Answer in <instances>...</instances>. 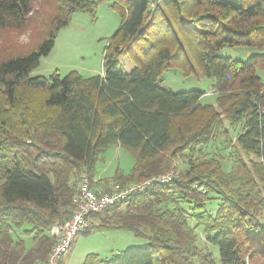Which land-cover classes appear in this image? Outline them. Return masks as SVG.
<instances>
[{
	"label": "trees",
	"instance_id": "obj_1",
	"mask_svg": "<svg viewBox=\"0 0 264 264\" xmlns=\"http://www.w3.org/2000/svg\"><path fill=\"white\" fill-rule=\"evenodd\" d=\"M100 2L0 0V264L46 263L49 231L73 214L85 177L110 193L170 171L169 183L93 215L84 233L117 227L147 240L98 264H212L197 226L220 264H264V55L220 54L264 47V0H111L122 21L107 39L101 74L32 76L72 14L93 13ZM122 56L134 64L129 72ZM172 68L213 78L216 101L164 86ZM220 140L236 141L228 170L223 152L207 148ZM115 143L133 155V169L94 180L99 156ZM179 159L186 167L175 171ZM26 223L31 247L14 236ZM96 261L91 253L84 264Z\"/></svg>",
	"mask_w": 264,
	"mask_h": 264
},
{
	"label": "rangeland",
	"instance_id": "obj_2",
	"mask_svg": "<svg viewBox=\"0 0 264 264\" xmlns=\"http://www.w3.org/2000/svg\"><path fill=\"white\" fill-rule=\"evenodd\" d=\"M95 1L101 2L93 13L77 10L72 14L69 24L58 32L54 47L48 55L41 58L39 66L31 73L32 76H49L56 70L61 75L72 70L85 76L102 73L103 52L107 45V39L119 28L122 16L118 8L111 6V0ZM21 39L27 40V36H22ZM220 54L248 61L253 57L264 55V47L225 46ZM120 61L126 72L134 67L127 56H122ZM258 73L264 80V70H259ZM161 80L164 86L174 91L191 89L206 91L207 94L203 96V102L214 103L216 101V94L212 89L214 79L204 76L200 72L185 77L179 68H172L162 74ZM233 134L235 135V132ZM233 144H236L235 140ZM233 144H226L220 140L219 143L216 141L207 146L210 151L223 152V157H225L223 164L226 170L230 167V153ZM134 163L135 159L128 149L116 143L112 144L99 156L95 165V177L97 179L112 178L117 169L129 173L133 169ZM176 164L175 171L186 167L184 161L180 159L176 161ZM216 207L217 200H211L207 204V209L211 212H214ZM31 227L32 225L26 223L14 231V236L24 238L28 247L34 244L33 237L25 231ZM197 232L202 248L212 255V264H220L218 247L207 240L204 227L197 226ZM146 243L145 238H138L125 228H95L91 232L78 234L72 248L65 256L64 264H84L86 257L91 253L97 254L96 264H98L100 260L112 256L113 253L143 247Z\"/></svg>",
	"mask_w": 264,
	"mask_h": 264
},
{
	"label": "built area",
	"instance_id": "obj_3",
	"mask_svg": "<svg viewBox=\"0 0 264 264\" xmlns=\"http://www.w3.org/2000/svg\"><path fill=\"white\" fill-rule=\"evenodd\" d=\"M175 176L176 174L170 171L125 186L115 184L110 193L93 189L90 181L85 177L79 190L73 196V214L63 222H56L49 231L55 239V243L45 264H62L65 256L72 248L76 236L94 225V214L103 212L132 194L140 192L145 187L149 188L155 183H169Z\"/></svg>",
	"mask_w": 264,
	"mask_h": 264
},
{
	"label": "bare ground",
	"instance_id": "obj_4",
	"mask_svg": "<svg viewBox=\"0 0 264 264\" xmlns=\"http://www.w3.org/2000/svg\"><path fill=\"white\" fill-rule=\"evenodd\" d=\"M174 172V171H173ZM175 173V172H174ZM87 178V177H86ZM152 178V177H151ZM88 179V178H87ZM89 180V179H88ZM161 184H163V183H161ZM148 187H145V188H143L142 190H140V191H144L145 189H147ZM201 190L203 189V187H201L200 188ZM48 258V257H47ZM47 262V261H46Z\"/></svg>",
	"mask_w": 264,
	"mask_h": 264
},
{
	"label": "crops",
	"instance_id": "obj_5",
	"mask_svg": "<svg viewBox=\"0 0 264 264\" xmlns=\"http://www.w3.org/2000/svg\"><path fill=\"white\" fill-rule=\"evenodd\" d=\"M94 180H99V179H97L96 177H95V179ZM100 187H102V186H100ZM78 236V235H77ZM77 236H76V238H77ZM76 238H75V240H76ZM74 240V241H75ZM65 260H66V258H64V260H63V262H62V264H64L65 263Z\"/></svg>",
	"mask_w": 264,
	"mask_h": 264
}]
</instances>
